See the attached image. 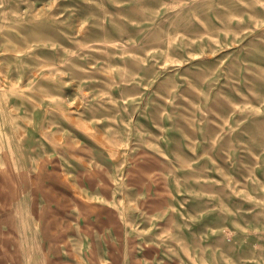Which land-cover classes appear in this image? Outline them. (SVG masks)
<instances>
[{
	"label": "rangeland",
	"instance_id": "374dc122",
	"mask_svg": "<svg viewBox=\"0 0 264 264\" xmlns=\"http://www.w3.org/2000/svg\"><path fill=\"white\" fill-rule=\"evenodd\" d=\"M0 264H264V0H0Z\"/></svg>",
	"mask_w": 264,
	"mask_h": 264
}]
</instances>
